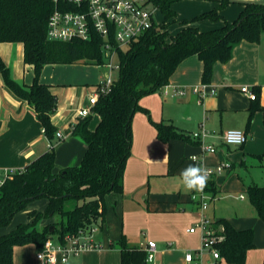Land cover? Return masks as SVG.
<instances>
[{
  "label": "crops",
  "instance_id": "obj_1",
  "mask_svg": "<svg viewBox=\"0 0 264 264\" xmlns=\"http://www.w3.org/2000/svg\"><path fill=\"white\" fill-rule=\"evenodd\" d=\"M190 1L195 4V13L201 12L183 20L211 11L218 5L214 1ZM232 1L233 3L221 11L222 17L230 22L239 17L243 9L242 3L264 4V0ZM222 24V21L204 20L193 26L201 31H208ZM181 28L180 24L178 32ZM169 33L177 34H172L170 28ZM263 46L264 33L258 44L243 41L237 45L228 63H216L210 83L216 89V93L205 98L201 103L198 102V95L192 92L194 86L202 84L203 64L197 56L184 60L167 86L140 101V105L149 111L151 118L141 112L135 114L132 122L131 156L124 172L123 193H112L106 197L107 215L102 227L107 229L103 230V239L111 249L85 252L82 253L81 259L80 256L72 257L66 263L58 264H121L120 246L114 249V242H119L123 235L127 237L130 247L146 250L149 242H155L156 254L166 257L162 264H188L185 259L187 252L198 251L202 245V238L200 231L189 232L199 220V209L192 200V195L196 192L188 191L184 187L181 172L192 164H198L203 168H214L225 162H229L231 168L211 179L218 192L211 202L207 215L216 229L217 227L220 230L223 229L218 224L221 220L229 222L237 230L252 229L255 234V248L248 252L245 264L263 263L264 222L257 216L250 201L244 204L245 196L237 195V193L242 190L247 194V189L251 185L264 186V176L263 179L260 177L261 182L256 181L253 176L241 177L239 172L234 173L236 165L230 161L231 157L238 155L237 151L243 150L250 155L258 144L264 146V125L263 127L261 125L264 108V96L261 95L264 89L261 77ZM0 56L9 69L10 77L16 83L25 89L33 84L34 67L25 63L22 43H1ZM79 68L77 64L46 65L40 76V82L50 86L57 101L56 110L51 118L52 124L56 132H61L65 137L55 150L57 171L71 165H78L86 151V144L72 135V125L79 120L78 110L88 106V97L93 93L94 88L92 91L88 89L89 76L87 73L85 75L84 72H80ZM94 83L95 87L98 82ZM244 85L260 90V109L256 112L261 113L256 115L255 119L252 118L254 120L250 125L248 120L254 103L249 96L240 92L242 87H246ZM178 90H183L185 94H178ZM94 118L96 121L91 122V129H94L99 121L98 116L93 115ZM151 120L155 123L173 125L190 140L176 139L167 143L161 142ZM202 129L207 132L204 143L215 147L216 153H204L201 147L202 142L192 138L193 133L200 132ZM232 129L242 130L246 134V144L233 147L224 143V134ZM49 141L34 108L27 101L17 97L5 85L0 74V170L25 169L48 152ZM193 156L198 158V162L190 159ZM262 166L263 162L260 163V167ZM235 176L240 189L235 191L234 198L240 203H237L238 207L234 215L221 218L215 205L225 196H231V192L225 189ZM158 178H172L176 185L180 181L184 192L178 195L173 192L162 197L155 195L153 184ZM187 193L188 196H186ZM32 210L37 209L32 208L31 204L27 211ZM49 222L55 221L43 220L39 227L43 228ZM146 228L152 231L148 236L143 232ZM141 232L144 236L143 240H139ZM7 233L3 232L1 235ZM26 248L38 251L34 244L27 245ZM23 249L25 248L15 247L14 264H17V259H22ZM155 264H160L156 261V257ZM203 264L228 263L224 259L216 260L206 253L203 256Z\"/></svg>",
  "mask_w": 264,
  "mask_h": 264
},
{
  "label": "trees",
  "instance_id": "obj_2",
  "mask_svg": "<svg viewBox=\"0 0 264 264\" xmlns=\"http://www.w3.org/2000/svg\"><path fill=\"white\" fill-rule=\"evenodd\" d=\"M183 0H149L160 12L163 20L142 39L126 51L118 52L119 76L107 95L100 96L92 109V115L80 119L72 131L74 137L86 144V151L78 165L56 170V128L51 118L57 101L50 86L40 82L46 65L105 64L103 41L95 35L91 41H51L47 37V25L53 11L52 0H0V44L22 43L24 61L34 67L35 78L27 89L16 83L0 56V74L5 85L19 98L27 101L41 122L44 133L55 144L53 149L39 157L7 180L0 188V229L8 227L21 211L39 200L46 199L44 211L28 212L29 222L20 224L7 234H0V264H14L15 247L34 244L41 249L49 239L63 242L67 235L80 230H91L96 223H103L107 215L106 197L123 193V178L131 156L132 122L136 113H150L140 101L167 86L179 65L191 56H197L203 64L202 83L210 84L216 63L226 64L233 57L234 48L245 41L258 44L264 33V4L242 3L243 9L235 21H227L221 11L232 0H193L217 2L211 11L192 19L180 21L181 30L169 33L171 23L176 22L174 5ZM209 20L222 21V26L201 31L193 25ZM256 99L250 110L248 125L254 113L260 109V90L253 89ZM264 114V108L262 109ZM93 115L99 121L90 128ZM152 124L158 139L188 141L190 138L173 125ZM205 190L217 194L214 181L209 180ZM248 199L257 216L264 222V186L251 185ZM57 216L58 219L43 228L39 224ZM219 241L216 247L221 259L228 264H245L247 254L255 248L252 229L237 230L229 222H218ZM51 226L55 227L53 233ZM121 264H143L145 249L130 247L123 235L119 241ZM264 264V261L263 263Z\"/></svg>",
  "mask_w": 264,
  "mask_h": 264
},
{
  "label": "built area",
  "instance_id": "obj_3",
  "mask_svg": "<svg viewBox=\"0 0 264 264\" xmlns=\"http://www.w3.org/2000/svg\"><path fill=\"white\" fill-rule=\"evenodd\" d=\"M52 2L54 8L47 25L48 39L60 42L73 40L88 42L95 35L100 36L103 41L102 52L105 56L103 67L109 68L110 71L119 70V65L114 66L119 51L128 50L133 43L138 42L158 25L154 17L157 9L149 0H52ZM114 82L112 76L107 75L106 80L94 87L93 93L88 97V106L77 112L79 120L92 115V109L98 103L100 96L107 95ZM241 91L252 101L256 99V94L249 87H242ZM192 92L198 95V102L201 103L205 98L214 95L216 89L210 84L202 83L194 86ZM177 93L185 94L183 90H178ZM78 121L72 125V130ZM239 133H242L243 138L237 143ZM206 135L207 132L202 129L200 132L193 133L192 138L202 142L201 147L204 153L214 154L215 147L203 141ZM55 138L59 142L65 139L61 132H56ZM229 139L232 142H229ZM223 141L226 145L241 147L246 144L247 136L242 130L232 129L224 134ZM54 146L55 144L49 141L48 149L51 150ZM195 158L193 161L198 162V158ZM230 168L229 162L221 163L214 168H206L210 171L209 180ZM18 172L14 169L0 170V188ZM214 198L205 189L192 195V200L196 203L200 214L198 222L189 232L200 231L202 245L196 252H187L185 259L188 264H203V256L206 253L216 260L221 259L216 247L219 241L217 229L207 215ZM93 230L94 227L91 230H80L76 234L67 235L63 242L49 239L41 249H38L37 259L42 264L66 263L70 258L78 257L82 253L100 251L101 245L89 238ZM146 253V262L155 264V242L148 243Z\"/></svg>",
  "mask_w": 264,
  "mask_h": 264
},
{
  "label": "rangeland",
  "instance_id": "obj_4",
  "mask_svg": "<svg viewBox=\"0 0 264 264\" xmlns=\"http://www.w3.org/2000/svg\"><path fill=\"white\" fill-rule=\"evenodd\" d=\"M174 9L176 10L178 17L176 19L177 21L171 23V25L169 27L170 32L172 34H175L178 32L179 26H180V24H179L180 21H182L184 18H191V17H193V14H199L201 12L200 11L199 13H195V4H194V2H192L190 0H183V1L176 3ZM154 17H155V21L157 24L161 23L163 20L160 12L158 10L155 12ZM263 50H264V46H263ZM77 65H79V67H80L79 68L80 72H82V73L84 72L85 75L87 73V75L89 76V79H88L89 85L87 87L90 91L93 90L95 81L98 83L101 81H104V80H106L107 75H111L112 79H114V80L117 79L119 76V70L110 71L109 68H106L103 66H97L94 64H90V63H80ZM118 65H119V60L117 58L114 61V66H118ZM261 77H262V81L264 83V59H263L262 67H261ZM244 86H247L250 88V90H253V88L251 86H248V85H244ZM240 92H242V91H240ZM261 95H262V97L264 96V89L262 90ZM259 113H261V112L260 111L255 112L253 115V118L255 119V116L259 115ZM254 119H252V120H254ZM95 121H96V118H94L92 120V122H95ZM261 125H262V127L264 125V114L262 116ZM237 154L238 155L230 158V161L236 165L234 173L236 174L239 172L238 174H240L241 177L253 176L256 181L261 182V180L263 179V176H264V146H261L258 144L256 147L253 148L250 155L247 152L244 153L243 150L237 151ZM243 154H246V155H243ZM262 162H263V166L260 167V163H262ZM260 177H262V179H260ZM171 179L172 178H158L156 183L153 184V189H154L153 193L155 195H158L159 197H162V196H165L167 194H172L173 192H175L176 195H178L180 192H184V190L181 189L182 183L180 181H178L177 185H176V183L174 184ZM237 183H238V179L235 176L233 181H231L229 183V185H227V189H225L226 191L231 192V196L230 195L227 197L225 196L219 203H217L215 205V208H216L217 212L220 214L221 218H229L231 215H234L236 207H238L237 203H240L239 201H236L234 198L235 191L240 189ZM240 194H243L246 198L244 201V204H248L249 199H248V195L246 194V192L239 190L237 195H240ZM181 195L184 196L183 194H181ZM186 196H188V193L186 194ZM159 199H162V198H159ZM46 203H47L46 199L36 201V202L32 203V208L34 207L37 210H44L46 207ZM199 214H200V212L198 210V218H199ZM57 219H58V217L54 216L53 218H51V221H56ZM27 222H28V211L27 210L21 211L20 213H18L13 218L11 224L8 227L0 229V232H1L0 234H2L3 232H11V231L15 230L20 224H25ZM53 223L54 222H49L47 225H52ZM106 229L107 228L103 229L102 223L100 221V222L96 223V225H94V230L89 235V238L94 243L101 245L102 249H100V251H102V250L105 251L106 249H111V247L105 243V239H103V234H104L103 230L105 231ZM143 232L146 234V236H148L151 234L152 231L150 228H146L143 230ZM140 237H141V239H140ZM140 237H139V240L144 239L142 232L140 233ZM102 243H104V245ZM27 245H30V244H27ZM27 245L20 246V247H24L25 249H23L21 252L22 253V259H17V264H41V262L39 260H37V258H36V254H37L36 249L26 248ZM118 246H119V242L115 241L114 242V249L115 248L117 249ZM92 252H98V251L96 250V251H92ZM82 257H83V254L80 255V259ZM155 257H156V261L159 262L160 264H162L166 258L165 255H161V254H159V255L156 254ZM148 264H152V263H148Z\"/></svg>",
  "mask_w": 264,
  "mask_h": 264
},
{
  "label": "clouds",
  "instance_id": "obj_5",
  "mask_svg": "<svg viewBox=\"0 0 264 264\" xmlns=\"http://www.w3.org/2000/svg\"><path fill=\"white\" fill-rule=\"evenodd\" d=\"M242 138V133H239L236 142L239 143ZM229 142H232L231 139ZM190 159L196 158L193 156ZM209 176L210 171L198 164L189 165L181 172L183 185L188 191L202 192L207 186Z\"/></svg>",
  "mask_w": 264,
  "mask_h": 264
},
{
  "label": "water",
  "instance_id": "obj_6",
  "mask_svg": "<svg viewBox=\"0 0 264 264\" xmlns=\"http://www.w3.org/2000/svg\"><path fill=\"white\" fill-rule=\"evenodd\" d=\"M54 230H55V227H54V226H51V228H50V232L53 233Z\"/></svg>",
  "mask_w": 264,
  "mask_h": 264
}]
</instances>
